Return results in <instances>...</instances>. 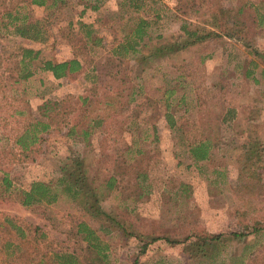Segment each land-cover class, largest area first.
Returning <instances> with one entry per match:
<instances>
[{"label":"rangeland","instance_id":"obj_1","mask_svg":"<svg viewBox=\"0 0 264 264\" xmlns=\"http://www.w3.org/2000/svg\"><path fill=\"white\" fill-rule=\"evenodd\" d=\"M191 1L29 4L31 19L41 21L43 41L22 38L12 25H4L6 18L0 20V116L9 118L27 102L36 118L45 119L52 107L69 119L82 108L79 96L103 101L102 96L118 93L124 102L123 107L102 104L92 112L100 114V123H92L84 139L66 136L63 125L41 133L27 150L4 138L0 125V189L4 176L11 182L0 192V264H12L2 248L7 239L21 257L13 264H33L49 252L73 253L81 264H97L77 233L80 221L104 246L103 264H264V0ZM243 3L245 13L256 15L247 21L243 41L240 33L235 38L212 34L186 48L157 52L170 43L177 48L182 23L203 25L211 17L219 22L222 15H216ZM140 18L147 21L143 39L136 51L124 52ZM23 47L39 50V60L75 57L83 69L55 79L35 68L38 60L19 62ZM17 69L34 73L14 85ZM167 86H176V98L185 95L175 105L185 139L163 117ZM227 108L233 117L223 121ZM200 139L211 141L213 153L194 163L186 146ZM72 158L83 162L95 185L110 174L119 178L94 216L58 187L52 203L18 201L16 190L28 189L34 180L55 184ZM6 216L24 229L23 237L8 232ZM195 232L222 234L221 243L200 263L184 254V240L165 241Z\"/></svg>","mask_w":264,"mask_h":264},{"label":"trees","instance_id":"obj_2","mask_svg":"<svg viewBox=\"0 0 264 264\" xmlns=\"http://www.w3.org/2000/svg\"><path fill=\"white\" fill-rule=\"evenodd\" d=\"M195 1H191L190 4H195ZM202 1L204 0H200V2ZM60 3L63 4L64 0H8V3H6L5 0H0V20L3 21V17L6 18L4 25H12L13 33L22 38L33 41H43L45 33L40 26L41 21L38 19H31L26 8H28L29 4L55 7ZM182 5L186 4L182 2L180 6ZM180 6L177 8L180 9ZM90 7L92 9L97 8L96 5H91ZM245 7H247V5L243 3L235 11H230L228 8L224 9L222 13L216 15V18L222 15L219 22H217L214 17H211L204 19L203 21H205L206 24L203 25L190 22L182 23L179 27L182 33L178 38L183 40L177 45V48L176 46L173 47L175 44L170 43L166 46L157 48V52H164L166 49L174 51L176 49L186 48L190 45L205 41L212 34H224L230 38H235L234 33H240L241 37L239 40L243 41L245 38L247 21L256 18L254 12L245 13ZM260 19V21L264 20L263 17H260ZM146 24V20L143 18L139 19L138 25L131 34L133 41L127 44L128 47L125 46L123 48L124 52H128L129 49L132 52L136 51V45L140 44L143 39L145 33L143 29ZM262 24L264 25V22ZM207 25H209V28ZM215 27L220 28L221 32H217L214 29ZM39 53V50L23 47L21 48V58L19 62L25 63V59H27L28 62L38 60L39 63L35 68L49 71L55 79L74 74L83 69L82 62L75 57L62 61H53L51 59L39 60ZM26 64L27 63H25L24 66ZM16 71L18 72L17 77L12 80L14 85L23 82L34 73V70L29 69L25 72L23 69L21 71L17 69ZM130 90L134 92L135 88ZM175 91L176 86H167L162 92L165 109L163 117L169 129L179 132L178 136L182 139L185 136V132L182 125L178 122L180 114L175 112V105L185 101V95L182 94L176 98L177 96H174L176 93ZM174 99L177 101L176 104L174 103ZM79 100L82 104L80 112L78 113V111H76L69 119H65V116L62 117L58 111L52 110V107L48 109L46 114L44 113L45 119L36 118L32 116L28 108V103L26 102L25 108L14 109L13 112L9 114V118L7 116H0V122L3 121L0 123L3 132L2 136L4 138L6 137L9 142L11 141L13 145H17L20 149L27 150L30 149L32 145L39 142L42 137L41 133L48 132L53 127L60 129L61 126L67 125L66 136L80 135L84 139L90 133L89 127L92 123L96 124L101 119L99 116L100 114H95L94 116L92 114V112L98 110L99 106L105 104L107 107L111 108L115 103L119 107H123L124 105L118 93L102 96L103 101H100V99L91 100L89 96H79ZM232 117L233 110L227 108L224 113H221L220 119L227 121ZM103 119L104 116L102 117V120ZM185 137L183 139H185ZM186 147L194 163L208 159L213 153L212 143L208 139L187 142ZM101 169H103V167ZM97 174L101 173L98 172L94 174V176H97ZM118 179L119 178L110 174L103 177L98 185H95L96 183L93 175L89 173L88 168L83 162L80 159L72 158L66 160L62 165L60 175L55 184L34 180L30 183L28 189L16 190L15 193L18 201L24 206H30L41 202L52 203L58 197V190L56 189L58 187L66 194L70 195L73 201L78 202L80 208L84 210L88 216H94L99 212V202L116 189ZM2 180L1 193L7 191L11 185L7 176H4ZM3 223L8 225L9 233H13L19 237L24 236V229L17 225L12 218L7 216L4 217ZM76 230L85 240L89 253L94 254L93 256L98 262L97 264H103L105 254L101 255V253L104 246H101L95 230L85 221L78 222ZM233 235L242 236L244 233L234 232ZM221 238V233L195 232V234L187 235L183 239H171L166 236L165 241L172 244L185 241L186 244L183 247L184 254L195 263H200L205 257H208L213 249H216V245L221 243ZM13 247H15V245L9 239L5 240L2 244V248L6 250L4 255L7 261L11 260L12 264L15 260L21 258L19 254H15L16 251L13 250ZM44 255L45 256L40 257L39 260L33 264H81L78 257L73 253L49 252ZM162 262L163 259H160L159 263Z\"/></svg>","mask_w":264,"mask_h":264}]
</instances>
